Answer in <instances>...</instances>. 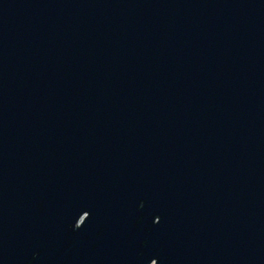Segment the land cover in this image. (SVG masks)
Segmentation results:
<instances>
[{
	"label": "water",
	"instance_id": "water-1",
	"mask_svg": "<svg viewBox=\"0 0 264 264\" xmlns=\"http://www.w3.org/2000/svg\"><path fill=\"white\" fill-rule=\"evenodd\" d=\"M0 264H264V0H0Z\"/></svg>",
	"mask_w": 264,
	"mask_h": 264
}]
</instances>
